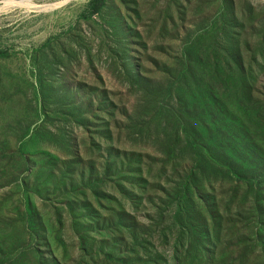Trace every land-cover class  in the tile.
Segmentation results:
<instances>
[{
	"label": "rangeland",
	"instance_id": "rangeland-1",
	"mask_svg": "<svg viewBox=\"0 0 264 264\" xmlns=\"http://www.w3.org/2000/svg\"><path fill=\"white\" fill-rule=\"evenodd\" d=\"M94 1L0 10V264H264V0Z\"/></svg>",
	"mask_w": 264,
	"mask_h": 264
},
{
	"label": "trees",
	"instance_id": "trees-1",
	"mask_svg": "<svg viewBox=\"0 0 264 264\" xmlns=\"http://www.w3.org/2000/svg\"><path fill=\"white\" fill-rule=\"evenodd\" d=\"M96 2H100L99 3V5L103 2V0H95L94 1V3H96ZM1 55V54H0ZM252 143H253V147H255V148H257V149H259V150H264L258 143H256L254 140H252ZM195 148H200V147H202V144H199V143H196V144H194L193 145ZM223 151H225V149H223ZM233 157H235V156H233ZM243 163V162H242ZM235 164V166L238 168V171L237 172H232V174L234 175V179H236V180H239V179H246V175H245V173H246V171L247 170H244L243 169V166H245L246 168L248 167L247 166V164L245 163V164H239V163H234ZM235 180V181H236Z\"/></svg>",
	"mask_w": 264,
	"mask_h": 264
},
{
	"label": "bare ground",
	"instance_id": "bare-ground-1",
	"mask_svg": "<svg viewBox=\"0 0 264 264\" xmlns=\"http://www.w3.org/2000/svg\"><path fill=\"white\" fill-rule=\"evenodd\" d=\"M30 0H5L0 5V10L11 8L15 6L26 5Z\"/></svg>",
	"mask_w": 264,
	"mask_h": 264
}]
</instances>
